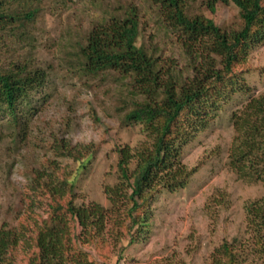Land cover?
Listing matches in <instances>:
<instances>
[{"label":"trees","instance_id":"trees-1","mask_svg":"<svg viewBox=\"0 0 264 264\" xmlns=\"http://www.w3.org/2000/svg\"><path fill=\"white\" fill-rule=\"evenodd\" d=\"M153 1L180 33L185 69L165 70L162 60L137 46L134 6L94 26L77 43L84 75H125L142 96L125 120L138 124L143 138L135 146L116 147L117 181L104 187L107 206L78 203L73 168L46 158L25 172L16 215L0 226V264H119L128 247L149 240L159 195L182 188L190 178L192 172L180 163L187 142L205 130L232 94H248L243 74L251 51L264 44V0H207L212 11L217 4L235 7L238 22L230 30L204 15H188L190 0ZM34 18L35 12L20 16L0 11V31L23 38ZM28 58L0 68V129L9 130L0 140L9 139L13 149L25 148L38 104L48 98L42 93L49 71ZM231 121L230 170L246 183L264 186V92L247 95ZM51 149L72 162L87 160L98 150L57 139L46 152ZM243 210L244 234L224 240L210 264H264V196L245 202ZM123 238L127 245L120 246L111 263L105 248L109 241L116 247Z\"/></svg>","mask_w":264,"mask_h":264},{"label":"rangeland","instance_id":"rangeland-1","mask_svg":"<svg viewBox=\"0 0 264 264\" xmlns=\"http://www.w3.org/2000/svg\"><path fill=\"white\" fill-rule=\"evenodd\" d=\"M206 1L190 0L187 14L204 15L227 30L237 25L234 6L217 4L212 11ZM130 6L136 8L139 20L137 46L162 60L165 70L172 66L185 69L187 57L180 33L153 0H0L3 13L23 16L35 12L25 37L0 31V68L30 57L27 61L49 71L42 93L48 98L38 104L40 110L32 120L25 148L13 149L9 139L0 140V226L16 215L17 191L27 182L25 172L40 167L46 158L73 168L78 203L94 201L107 206L104 187L117 181L116 147H132L143 138L139 125L125 120L142 96L125 75L109 71L98 78L84 75L77 43L94 26L123 15ZM243 79L249 87L247 95L264 92V44L251 51ZM247 95L232 94L205 130L187 142L180 163L192 172L190 178L182 188L159 195L149 240L128 247L119 264H210L224 240L244 234V203L264 196L262 184L240 180L228 164L234 136L232 113ZM0 130V138L9 132L5 126ZM54 139L78 146L91 144L98 150L87 160L72 162L54 149L46 152ZM45 152L48 156L44 157ZM111 242L104 252L115 263L127 239L116 247Z\"/></svg>","mask_w":264,"mask_h":264}]
</instances>
